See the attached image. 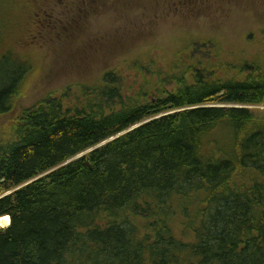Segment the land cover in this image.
Here are the masks:
<instances>
[{"label":"trees","instance_id":"1","mask_svg":"<svg viewBox=\"0 0 264 264\" xmlns=\"http://www.w3.org/2000/svg\"><path fill=\"white\" fill-rule=\"evenodd\" d=\"M20 56L0 55V264H264V118L225 106L264 105V74L139 58L154 86L110 70L26 107Z\"/></svg>","mask_w":264,"mask_h":264},{"label":"rangeland","instance_id":"2","mask_svg":"<svg viewBox=\"0 0 264 264\" xmlns=\"http://www.w3.org/2000/svg\"><path fill=\"white\" fill-rule=\"evenodd\" d=\"M184 3V0H0V55L10 48L22 55L18 57L22 62L31 64L15 102L30 107L50 94L64 95L65 102H72L82 91L100 84L110 70L125 78L131 93L138 90L137 83L144 79L154 86V77L140 75L132 68L139 58L152 59L157 67L168 69L176 60L184 66L200 60L211 67L216 79L247 80L254 74H264V42L257 39L254 44L244 42L239 35L241 25L231 24L233 20L251 23L254 19L249 13L236 15L210 6L203 10V17L194 18L186 15L189 10ZM227 13L232 19L225 22L223 16ZM209 15L214 21L209 20ZM200 40L210 42L200 47L192 44L189 48L188 41ZM182 47H187L188 52L182 50L184 53L176 55ZM240 49H246V53H239ZM201 50L206 53L200 54ZM214 50L226 56L215 58ZM15 59L9 60V69ZM225 64H249L252 70H230ZM173 83L166 80L160 83L161 89L170 90ZM225 106L249 109L255 117L264 118V105ZM11 117L0 118V130Z\"/></svg>","mask_w":264,"mask_h":264},{"label":"flooded vegetation","instance_id":"3","mask_svg":"<svg viewBox=\"0 0 264 264\" xmlns=\"http://www.w3.org/2000/svg\"><path fill=\"white\" fill-rule=\"evenodd\" d=\"M185 5L187 9L189 10L186 15H194L199 18L203 17V10L210 9V6L213 7L216 11L224 10L228 12H235L238 14H242L245 16L246 13H249V16H252V21L249 23L248 21H240V20H233L231 24H239L241 25V35L242 38H244V42L246 43H252L253 41L256 43L257 40H261L264 42V0H184ZM228 14V13H227ZM207 17V15H205ZM263 17V18H262ZM232 19V15L228 14L226 16H223L224 21L227 22L229 19ZM260 18H262L261 21ZM220 19V18H219ZM209 20H213L210 18ZM214 21V20H213ZM258 27V31H255V28ZM199 43L204 45H207L210 41H198ZM199 47L202 45H198ZM252 49V53L255 52ZM255 49V48H254ZM239 53H246V49H240L238 50ZM235 50V52H238ZM200 54L206 53L205 51H200ZM264 53V51H262ZM244 55V54H242Z\"/></svg>","mask_w":264,"mask_h":264},{"label":"bare ground","instance_id":"4","mask_svg":"<svg viewBox=\"0 0 264 264\" xmlns=\"http://www.w3.org/2000/svg\"><path fill=\"white\" fill-rule=\"evenodd\" d=\"M84 155H85V154H84ZM5 217H8V216H5ZM9 219H10V218H9ZM10 224H11V220H10ZM10 224H9V226H10ZM0 226H1V227H4V228L9 227V226L7 225V223H6V220H5L3 217L0 218Z\"/></svg>","mask_w":264,"mask_h":264},{"label":"water","instance_id":"5","mask_svg":"<svg viewBox=\"0 0 264 264\" xmlns=\"http://www.w3.org/2000/svg\"><path fill=\"white\" fill-rule=\"evenodd\" d=\"M81 157H82V156H80V157H78V158H81ZM86 165L89 166L91 169H93V167L89 164V162H87ZM9 218H10V217H9ZM10 220H11V218H10ZM5 230H6V228L0 226V233H3Z\"/></svg>","mask_w":264,"mask_h":264}]
</instances>
